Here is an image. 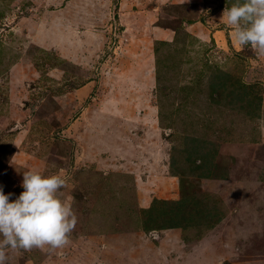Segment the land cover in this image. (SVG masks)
<instances>
[{"label":"rangeland","instance_id":"374dc122","mask_svg":"<svg viewBox=\"0 0 264 264\" xmlns=\"http://www.w3.org/2000/svg\"><path fill=\"white\" fill-rule=\"evenodd\" d=\"M120 1L0 0V185L60 175L77 217L6 264H264V54L224 23L236 0H137L134 28ZM181 199L224 219L153 229Z\"/></svg>","mask_w":264,"mask_h":264},{"label":"clouds","instance_id":"9594fccd","mask_svg":"<svg viewBox=\"0 0 264 264\" xmlns=\"http://www.w3.org/2000/svg\"><path fill=\"white\" fill-rule=\"evenodd\" d=\"M222 17L237 44L264 54V0H236ZM65 185L60 175L33 170L23 172V191L15 199L0 185V264L7 262L5 248L59 249L69 243L77 217L71 203L58 195Z\"/></svg>","mask_w":264,"mask_h":264},{"label":"trees","instance_id":"16d2710c","mask_svg":"<svg viewBox=\"0 0 264 264\" xmlns=\"http://www.w3.org/2000/svg\"><path fill=\"white\" fill-rule=\"evenodd\" d=\"M221 77L225 78L226 80L223 82L227 83L228 81V73H224ZM240 89L243 91L244 95H248L251 91L248 90V87L244 83H239ZM214 88L217 86V84L214 82L213 85ZM194 138H190V140H193ZM193 151V150H192ZM197 150L194 149V152ZM208 153V152H205ZM200 154L199 156H201ZM205 199H208L204 197ZM191 200V199H190ZM181 199L178 201H174V205L169 204L168 201L163 200L162 202L165 204L164 208L159 209L160 215L162 217L168 218L167 222H161V224L157 227H154L153 229H169V228H181L185 231L186 227L189 225V223L192 220L198 219L200 216H204V220H209L210 218H215L217 220L216 222H220L223 218V214L220 212L218 203L214 202L216 206L210 205L209 202L202 199ZM157 201V200H156ZM155 202V201H154ZM155 209V208H153ZM197 217V218H196ZM150 221H154V218Z\"/></svg>","mask_w":264,"mask_h":264},{"label":"crops","instance_id":"0c3cea01","mask_svg":"<svg viewBox=\"0 0 264 264\" xmlns=\"http://www.w3.org/2000/svg\"><path fill=\"white\" fill-rule=\"evenodd\" d=\"M137 0H129L128 1V8H127V11H126V13H128V19H127V22L130 24L131 22H134V24L132 25V27L134 28L135 26H136V23H137V26H139L140 27V22L142 21V20H145V18H147L146 17V14L143 12V10H141V9H139V6L135 3ZM200 1V0H199ZM121 4H123V0H122V2L120 1V3H119V5H121ZM119 9H120V7H119ZM131 9V10H130ZM129 11H130V13H129ZM129 14H130V18H132L131 20H130V18H129ZM148 19V18H147ZM152 23V22H151ZM149 26H150V21H148V27L147 28H149ZM213 28V27H212ZM219 31V30H218ZM226 32V31H225ZM230 32H232L230 29H228V33H229V37H231V35H230ZM214 35H216L217 34V32L215 31V33H213ZM224 40H225V38H224ZM226 41V40H225ZM222 44H223V42H222ZM225 45H227V43H225ZM223 219H224V217L221 219V221L220 222H222L223 221ZM178 230V229H180L181 231L183 230V229H181V228H169V229H167V230ZM166 230V229H165ZM164 231V230H163ZM183 233V232H182ZM219 252H221V250H219ZM201 259H202V257H201ZM210 259H213V257H211V258H209L206 262H208V263H210V262H212V261H209ZM217 259H219V257H217ZM217 259H214V261L215 260H217ZM213 261V262H214ZM212 262V263H213Z\"/></svg>","mask_w":264,"mask_h":264}]
</instances>
